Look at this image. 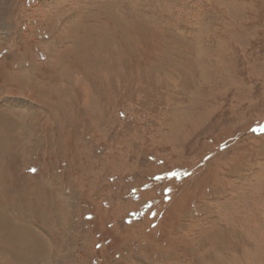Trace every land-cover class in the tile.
I'll return each instance as SVG.
<instances>
[{
  "label": "rangeland",
  "instance_id": "1",
  "mask_svg": "<svg viewBox=\"0 0 264 264\" xmlns=\"http://www.w3.org/2000/svg\"><path fill=\"white\" fill-rule=\"evenodd\" d=\"M0 12V264H264V0Z\"/></svg>",
  "mask_w": 264,
  "mask_h": 264
},
{
  "label": "bare ground",
  "instance_id": "2",
  "mask_svg": "<svg viewBox=\"0 0 264 264\" xmlns=\"http://www.w3.org/2000/svg\"><path fill=\"white\" fill-rule=\"evenodd\" d=\"M1 13V12H0ZM1 15V14H0ZM0 28L2 29V31H4V30H8V28H6V27H4L3 25H1V23H0ZM4 219V218H3ZM0 221H2L1 219H0ZM4 221V220H3ZM2 221V222H3ZM7 225V224H6ZM1 228H3V229H5L3 226L1 227Z\"/></svg>",
  "mask_w": 264,
  "mask_h": 264
}]
</instances>
